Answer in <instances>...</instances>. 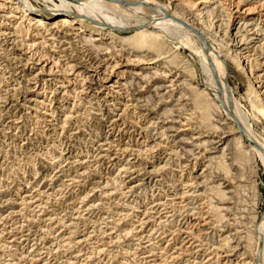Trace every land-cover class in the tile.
<instances>
[{
	"label": "rangeland",
	"instance_id": "obj_1",
	"mask_svg": "<svg viewBox=\"0 0 264 264\" xmlns=\"http://www.w3.org/2000/svg\"><path fill=\"white\" fill-rule=\"evenodd\" d=\"M31 1L38 8L45 9V5H44L43 1H41V0H31ZM153 1L158 2L161 5L169 4L173 8L177 7L178 12L180 14L189 18L188 14H187V13H189L188 9L185 8L183 5L182 6L178 5L180 0H153ZM168 1H171V2H168ZM220 2H225V1L221 0ZM223 5H224V3H223ZM184 10H185V12H184ZM53 33H56V35L54 37H57V39H56L57 41L61 40L62 42H64V44H66L65 46H63L64 49L63 48L62 49L65 50L68 55L62 54V53H60V51H58V49H56V50L51 51V52H53V53H51V55L53 54L52 57H54L56 59H58V57H59L60 60L63 61V60H65V58H63V55H65V57L67 56L70 61L74 62V64L77 65L79 70L81 69L80 72L87 73L86 71H84L82 69H84V68L88 69L91 64L94 65V63H97V62H101V63H103L102 65H104V64L106 65L107 62L108 63H112V62L114 63V62L118 61L119 63H123V66H124L125 60L127 59V57H128V59L131 60V59H134V56H137V54L139 55V57H142V58H145V57L147 58L150 55H152V56L154 55L151 53L147 54V53H145V51H142L141 53H140V51H138V53L131 54V52L129 53L128 50L121 51L120 50L121 47L118 45H116V47L110 49L111 52L110 51H103V52L99 53V55H98V53L95 50H93L91 47H89L88 45H85L81 42H80L81 44H79V40L77 43L78 38L72 34H68L70 36H68V39L64 40L62 37L64 35V33H57V31L56 32L54 31ZM76 33H78V31H76ZM117 36H120V37L126 36L127 37V36H130V34L117 33ZM47 38H49V37L47 36ZM74 38H75V40H74ZM73 40H74V42H72ZM69 42L70 43L72 42L73 46L71 45L72 43L70 44ZM105 42L103 43L104 45H105ZM3 44L5 45L2 47L4 49V48H6L7 45H6V43H3ZM68 45L72 46V47H68ZM75 45L77 48L75 47ZM87 46L90 50L87 48ZM9 48H11V47H7L6 50L9 51ZM67 48H68V50H67ZM69 48H70V50H69ZM21 49L23 51H21ZM21 49L15 48V50H12V51L10 50L11 55H10V53H7V52H5L4 54H1L2 52H0V264H26V262H27V264H31L30 262L32 260L34 261V262L32 261V264H36V263L37 264H152L153 259L155 261V264H160V263L161 264H228V263L229 264H252L251 261L254 260V259H252L254 257H252V255L250 254V252L248 250L249 248H247V247L251 246L253 242L251 243V241H248V240L243 239V238H245L246 235H250V236L252 235L251 237L256 235V233H257L256 230H258L259 223H260L262 217L264 216V167L261 164V162L257 158L254 159V161L252 163L253 164L252 167L254 169V171H253L254 174L253 173L251 174L250 172H248V170L244 171L245 169H243L240 173L239 169L236 167V163L229 161V159H228L229 158V155H228L229 152H225V158L221 157V154H220L221 147H219L218 144H215L214 146H211V148L212 147L213 148L219 147V149H216V151H215V149L212 150V149L207 148V150L205 151V156L207 155V157H218V159H217L218 161H220L219 158L221 157V162H224V160H225V163L227 165L228 164L234 165V166H232L233 168L232 167L228 168V174L230 176L228 174L227 175H228L229 179L228 178L224 179V178H226L225 172L218 170L214 164H212V166L208 165L209 166V168H208V166H206L207 160L206 159H204V160L200 159L201 158L200 154L201 153L204 154L203 153L204 151H202V150H204V148L198 149L200 151L194 150L192 147H188V145L186 143L187 140H184V141L182 140V139L190 137L189 133H181V132L176 133V131H167L166 133H168V134H166V136L162 135L164 133L163 131L167 128V126L170 127L171 125H174L175 127H177V126H179L178 121L181 120L182 122H184L183 120L190 118L189 116H191V115L194 116V119L196 122L194 121L193 117H191L190 121L191 122L194 121L193 123H196V124L198 123L197 122L198 120L196 118L197 115L193 114V111L191 110V106H190L191 103L186 100V97L182 98V101H181V99L177 101V98H179L180 92L183 90V88H182V90H180V88H181L180 82H182L183 79H184L183 82H186V80H187V83L193 82L191 79H189V77L187 75L185 76V73H184L182 68H184L185 67L184 65H186V64H184V63H186L185 60L188 61L187 63H191L193 66L197 65V56L195 55L194 51H192L186 47L179 48L178 49L179 51L178 50L176 51L173 49V51L177 52V55L178 54L180 55V56L178 55V57H180L179 63H178L179 65H178V67H176L174 65H168V66H171L172 69L169 67V69H166V70L167 71L169 70L172 73V74H170L171 78L169 76L167 83H169L170 81H173L174 86L169 87L170 89L168 88V89L164 90V92H165L164 98H161V97L156 96L157 92L154 90V88L156 86L153 83L155 80L150 79L149 82L146 83L147 81L145 82V80L141 79V77H142L141 73H134V74L132 73V76L134 75L133 77L128 75L126 77H121V78L117 79V81H119V83H118L117 87L114 89V91L111 92V94H110V92L108 93L107 91H105V89H101L99 87V85H96V83H97L96 80L92 81L93 82L92 83L90 80H84L82 82L80 79V80L76 81L75 83H73V85L72 84L61 85L60 82H64L65 77L72 78L71 75H69V73L64 72V68H61L62 67L61 65L57 69L58 74L56 73V76L54 74L52 77H50V76H47V73H46L43 75V77L40 79V81H39V79L31 80L34 77L33 74L36 73V70H32L31 65L26 66L24 64L23 60H24L26 54H24L25 50L23 48H21ZM71 49H73V50H71ZM105 52H107V53H105ZM108 53L111 54V56H109ZM106 54L108 56H106ZM74 55L76 57H74ZM112 55H114V57ZM15 56L18 58H21V59L23 58L22 63H18L16 61H14L12 58H15ZM166 56H169V54H167ZM79 57L81 59H79ZM115 57H117V58H115ZM82 58H84V59H82ZM118 58H119V60H118ZM96 59H98V60H96ZM109 59H111V60L109 61ZM182 59H184V60H182ZM81 66H83V67H81ZM132 68H134V66L125 67L124 71L131 72L130 70ZM176 68H177L178 72L176 71ZM229 68H230L229 69V75L227 78H228V84L233 90V95L236 98V100L240 103V105L242 107H244L245 110H249L248 101L246 99H244L245 93L247 91V79L244 80L243 82H240L241 80H243V78L239 79V77L235 73V67L233 65L229 64ZM138 74H139V76H138ZM60 75L63 77H61ZM65 75H67V76H65ZM53 77H55V79H52ZM129 78H131V79H129ZM43 79L44 80L51 79L52 81L47 82L46 85L44 86ZM139 79L142 82L139 81ZM36 80H38V81H36ZM114 80H115V76L109 80L108 84L112 83ZM194 80H196V79L194 78ZM197 80H198V84H200V85L204 81V76L202 74H200L199 72L197 74ZM137 82H139V83H137ZM157 82H158V80H157ZM161 82H163V81H161ZM47 85H48V87H46ZM89 85H91V86H89ZM42 86H44V88H46V95L48 97V100H47L48 103L46 102V105H48V106L46 107V109L48 110V112H50L49 110H51V112L54 113L51 116L52 118L48 117L49 119L48 118L43 119L42 118L43 116L41 117V115H38L37 117H35L36 115L33 114V112H31V110L29 109V107L31 105H33L34 103L32 102V104H31V102L29 103L28 100L29 99L33 100L36 97V92L35 93H30V92H32L34 90V88H36V87H37L36 89H38V88L42 89ZM166 86H167V84H166ZM10 88L16 89L15 95L13 93H9V94L5 93L6 90H8V89L11 90ZM96 88H99L100 90L98 89V91H99V92H97L98 94L96 96H94L93 93H95L94 90ZM81 89H82V91H80ZM118 89L120 91H118ZM169 90H170V92H169ZM167 91H168V93H167ZM38 92H42V90H38ZM78 92H79V94H78ZM83 92H84V94H83ZM86 92H88V93L86 94ZM164 92L162 91L161 93L163 94ZM81 93H82V95H80ZM10 94H12V95H10ZM117 94H119V95H117ZM53 98H54V100H53ZM146 98L147 99L150 98V99L147 100ZM145 99L149 103L147 101H145ZM124 102H126V103H124ZM53 103H55V104H53ZM119 103L122 105H120ZM90 104H91V106H90ZM98 104L102 105V106H99ZM138 105L140 107L143 106L144 109L146 108L145 109L146 111H144V109L140 108ZM123 106H125L124 108H126V109L129 107L130 108L127 109L128 111H126L123 114L122 118L121 119L119 118V120H118L116 115H119L120 110L124 109ZM119 108H121V109H119ZM188 109L190 111H188ZM108 111H109V113H108ZM118 111H119V113H118ZM69 112L71 113L70 115H71V117H73V119L70 121L69 125L67 126L66 131H64L63 133H61L59 131L56 132L52 128L48 127L50 125L48 123H51L53 120L55 122L61 121L64 117L63 115L66 113H69ZM139 112L144 115L143 118H141V116H143V115L140 114ZM166 112H170V113H166ZM189 112H192V113H189ZM95 113L97 115H95ZM178 113L181 115L178 116L179 115ZM183 114H184V116H183ZM104 118H105V121H104ZM133 118H135V119L133 120ZM152 118H153V120H152ZM178 118H181V119L179 120ZM182 118H183V120H182ZM56 119H58L59 121ZM177 119H178V121H177ZM217 119H220V121L218 122L219 127H221V129H222V127H224L223 129H226V130H224V132L229 133L230 124H229V120H227L225 114H223V116L221 115V117L217 118ZM47 120L51 121V122H47ZM108 120L111 123H113V122H115V120H117L118 126H116V128H115V125L111 124V123L109 124ZM131 120L134 123H135V121L137 122V125L133 126L132 128H131V126L133 125L132 124L133 122ZM149 120H150V122H149ZM156 120H159L160 123H158V121H156ZM153 121L156 122V125H154L155 122H153ZM164 121L165 122L167 121V122L165 123ZM55 122H52V123H55ZM147 122H149V123L147 124ZM163 122H164V124H163ZM169 122H171V123H169ZM174 122H177L178 124L177 123L175 124ZM150 124L153 126H149ZM157 124H159V127H156ZM225 124L227 126H225ZM113 125H114V127H113ZM104 127L105 128L107 127V129H105ZM147 127H149L150 130L146 129ZM160 127L161 128L163 127L164 129H160ZM183 128L184 127L181 126L178 130H180V129L182 130ZM76 129L80 132H78ZM145 129L148 130L149 132L146 131ZM253 129H254V132L256 134L264 136V120L262 117H257V120L253 123ZM156 133L158 135H156ZM59 134H60V136H59ZM145 134L147 135V137ZM69 136H70V139H69ZM156 136H158V137H156ZM162 136H163V140L161 139ZM148 137H149V139H147ZM66 138L69 140H67ZM145 138L147 141H145ZM159 138H160V141H159ZM233 138H234L233 136H230L227 140L229 141V140H232ZM179 139H181V140H179ZM152 140L154 141V143ZM171 140L173 142H171ZM215 141H217V140H214V142ZM144 142H146V143H144ZM179 142H180V144H179ZM184 143H186V144H184ZM59 144H60V146H59ZM155 144L158 145L159 151L157 150L158 151L157 152L156 149H155V151L153 150L155 153L152 151L149 154V156H147L148 162H150L155 167H161L162 165H164V162H165L166 165L164 168H166V169H163L164 171H160L159 172L160 174L158 173L159 177L157 178V182L152 181L150 184H148L147 187L143 185L142 187L139 188L140 190L138 189L132 193L133 196L131 194H127L125 192L127 190H125V189L122 190V188L119 189L120 184L119 185L115 184L116 182L117 183L120 182V179H117L116 182H115V180L113 181V178H115L117 170H118L117 165L120 166V164H116L113 167V165L111 164L112 162L109 161L108 159H106V160L103 159L102 161H101V159H99L100 155L108 154L111 157L113 156L111 159L115 160L116 158L119 157L120 151L123 150L124 147L126 150L129 147L128 148L129 151H131V150L132 151H136V150L141 151L142 149H145V147L143 148V145H148L147 147L151 148V147L156 146ZM174 144L177 146H175ZM103 145L106 147H104ZM130 145H132V146H130ZM163 145L165 148L163 147ZM172 145H174L175 147ZM161 147L163 149H161ZM179 147L181 149L180 152H178V150H176V148L179 149ZM182 147L186 152L183 151ZM56 149H57V151H56ZM189 149H190V152H193V153L187 152V150H189ZM46 150L51 151V152H53L55 150L54 152L58 155H59V151H61V154L65 158L66 161L63 158L62 160L58 161L60 163H58V162L53 163L52 164L53 166H52L51 164H49V162L46 159V156H49V155H47ZM105 151L108 153H106ZM172 151H174V152H172ZM210 151H211V153H210ZM175 152L176 153L178 152V153L176 154ZM63 153H66V154H64L66 156H64ZM80 153L82 156L80 155ZM169 153L171 155H168ZM187 153H188V155H187ZM196 154L197 155L199 154L200 156L199 155L197 156ZM210 154H212V155H210ZM73 155H74V157H73ZM84 155H87V156L84 157ZM172 155H173V157H172ZM181 155H182V157H181ZM185 155H187L189 157H187ZM116 156H118V157H116ZM175 156H177V158ZM97 158H98V160H97ZM72 159H74V160H72ZM83 160H85V161L83 162ZM188 160L190 162H192L193 164L195 162L198 163L197 165L199 167L197 166V169L194 171L196 173L195 175H200V173L203 174L201 176L202 178H200L196 182L201 183V182H203V180H205V183L207 182L204 187H201V189L199 188V190H200L199 193L205 192V195H204L205 198L202 197V198H204V200L202 199V202L207 201V200H211V202L213 201L212 203H214V205L220 204L222 202L217 198V196L215 197V194L213 193V187L215 185L217 186L219 183L220 184L223 183L222 184L223 186L221 187L223 192H226V193L229 192L227 194V198L230 197L231 200L229 201V199H228L224 203V206H227L231 209V211H230L231 213L228 212V214H227L228 221L224 220L223 223L222 222L216 223L215 221H214L215 223L212 222V224L210 225V229L206 231L207 233L208 232L213 233L210 235L211 237L205 235L206 232L205 233L202 231L198 232L197 229H195L192 232V236H190L191 234L189 235V231L184 230L185 227H180V226H178L177 223H175L177 225V226L174 225L175 227H173V226L164 227L163 225H161V226L158 225L157 223H159L160 216L161 217L165 216L164 212H160L161 209H159V211H158L159 214L158 213L155 214L153 211H150L152 213L151 214L148 211V215H147L148 217L146 216V218L150 219V221L155 219L153 221L154 222L156 221V222L154 223L153 221H151V224H149L148 228L144 227L145 228V229H143V231L145 230L144 232L142 231L141 233H138L139 231H136V230H138L139 228L135 229V228H133V226L134 227L138 226L139 220L143 218L142 217L143 215H141V214H143L144 212L142 213V211L148 210L147 209V208H149L148 202H151V199L153 200V198L158 195L159 198L161 197V199H162L161 201L166 200V201H164L166 203L169 201L168 202L169 205L166 204L168 212H171L173 209H175L174 208L175 207V205H174L175 201H176V203L180 202V200H178V199L176 200L177 197H174L171 194L175 193V191H173L172 189H174L173 187H175V184H176V186L179 185V181H186L187 182V179L190 180L189 173H191L193 164H190V162H188ZM67 161H68V164H66ZM152 162H154V163H152ZM100 163H101V166H100ZM177 163L178 164L181 163L182 165L181 164L178 165ZM184 163H185V166H184ZM142 166L140 167V169L142 168ZM34 167L39 170L38 176L37 175L36 176L31 175V174H34L33 173ZM111 167H113V168H111ZM210 167H211V169H210ZM212 167H213V169H212ZM181 170H183V171H181ZM66 171H68V172H66ZM83 171H85V173ZM237 172H239V174ZM80 173H81V175H80ZM161 173H162V176H161ZM237 174L239 176L241 174L242 178L241 177L239 178V176ZM181 175L183 176V178ZM236 175H237V177H235ZM243 175H244V177H243ZM250 175H251V177L247 178V176H250ZM172 178H174V179H172ZM139 179L140 178L136 179L137 181H135V184L139 182L138 181ZM159 179L161 182L160 181L158 182ZM169 179H171V180H169ZM239 179L242 180L244 183L242 181H240ZM174 180H175V182H173ZM125 182H127V180H125ZM229 182H230V184H229ZM234 183H235V185H234ZM236 183H238V184H236ZM151 185H153V186H151ZM161 185H162V187H161ZM240 185H242V186H240ZM157 186L159 189L162 188L159 192H158L159 189L157 188ZM169 186L171 187V189ZM123 188H125V187H123ZM234 188H236V189L233 190ZM25 190H26V192H25ZM177 190H179V192H180V188H178ZM151 191H152V193H151ZM171 191H172V193L170 194ZM44 193H45V195H44ZM139 194H140V196H139ZM46 195H48V196H46ZM147 195H148V197H147ZM212 195H214V196H212ZM51 196H52V198H51ZM126 196H128V197H126ZM151 196H152V198H151ZM164 198H166V199H164ZM22 199L25 200V203H24V201H22ZM127 201L131 204H128ZM26 202L27 203L29 202V204H26ZM138 203H140V204H138ZM141 204H143V205H141ZM172 204L174 207H172ZM184 204H185V201L183 203H181L180 205L184 206ZM38 205H40V206H38ZM135 205L136 206L138 205V206L136 207ZM180 205H178V206H180ZM169 206H171L173 209H171V207H169ZM121 208H123L125 210H123V209L121 210ZM207 208L205 207L203 209V212L204 213L207 212L209 214V216L211 215L212 217L210 216V218L213 221V219H215V217H213L214 213L209 208L208 209ZM211 212H212V214H211ZM149 213H150V215H149ZM124 214H126V215L128 214L129 216L127 215L125 217ZM224 214H226V213H224ZM137 215H139V216H137ZM253 217H254V219H253ZM135 218H137V219H135ZM160 220L163 221V219H160ZM254 223L256 224L255 226H254ZM70 225H72V226H70ZM234 225H235V227H234ZM150 226H152L153 228ZM212 226L214 228H212ZM215 228H216V230H215ZM130 229H132V231L135 234L131 233L132 231ZM147 229L148 230L150 229V231L152 233L150 231L147 232L148 231ZM168 229H170V230H168ZM104 230H106V231H104ZM128 230H130V231H128ZM175 230L176 231L178 230V231L174 233ZM91 231L94 233H92ZM187 231H188V233H187ZM160 232L163 234H161ZM251 232L255 233V234L253 235ZM100 233L102 236L100 235ZM149 233H151V234H149ZM172 233H173V235H172ZM249 233H251V234H249ZM106 234H107L108 238L105 237ZM112 234L114 236H112ZM144 235L145 236L150 235V237H149L150 239H148V240L143 239L141 241H137L138 238L145 237ZM169 235H172V237ZM186 235H188V238H186L187 237ZM90 236H92V237H90ZM163 237H164V239H163ZM225 237L228 238V241L226 243L227 245H224L225 243H221ZM241 237H243V238H241ZM62 238H64L65 240ZM87 238H90V239H87ZM101 238H103V239H101ZM171 238H172V240H170ZM84 239H86V240L84 241ZM116 239H119V240H116ZM239 239L241 242L238 241ZM80 240L82 242H80ZM111 240H112V244H111ZM146 241H147V243H146ZM76 242H80V244H76ZM236 242H238V243H236ZM249 242H250V244H248ZM35 243H36V245H35ZM38 243H39V245H38ZM219 244L220 245L223 244L222 246L224 248V250H223L224 253L222 251L221 252L218 251L219 246H220ZM246 244H247V246H246ZM66 246L67 247L69 246V247L67 248ZM252 246H254V243ZM46 248H48V249H46ZM159 248H160V250H159ZM216 248H217L216 251L213 250ZM29 249L32 251H30ZM56 249H57V251H56ZM99 249L102 250L101 253H103V254H101V253L97 254V252L98 253L100 252ZM148 249H149V251H148ZM180 249H181V251H180ZM103 250H106V251H103ZM154 250H155V252H154ZM195 252H197V253H195ZM211 252L212 253L216 252L217 254L215 253V255H214ZM149 253H150V255H149ZM145 255H146V257H145ZM158 255H159V257H157ZM223 255L228 256V257L223 258ZM148 256L150 258H148ZM151 256H153V257H151ZM174 256H175V258H174ZM214 256H216V257H214ZM219 256L222 258H220ZM25 257L27 260L25 259ZM143 257H145V258H143Z\"/></svg>",
	"mask_w": 264,
	"mask_h": 264
},
{
	"label": "bare ground",
	"instance_id": "obj_2",
	"mask_svg": "<svg viewBox=\"0 0 264 264\" xmlns=\"http://www.w3.org/2000/svg\"><path fill=\"white\" fill-rule=\"evenodd\" d=\"M41 1H43L44 5H45V9L38 8L37 6L34 5V3L31 0H0V21H1L0 22V52H2L1 54H4L5 52L10 53L12 50H15V48H17V49L18 48L19 49L23 48L25 50L24 54H26L25 58L23 60L24 64L26 66L27 65H31L32 66V70H36V73L33 74L34 77L31 80L39 79V81H40V79L46 73H47V76H50V77H52L54 74L56 76L57 69L61 65L62 66L61 68H64V72L65 73H69V75H71V77H72V78L65 77V76H67V75H65L64 76L65 77L64 82H60L61 85H64V84H69V85L72 84L73 85V83H75L76 81H78L80 79H81L82 82L84 80H90L91 82L96 80L97 81V83L95 82L96 85H99V87L101 89H105V91H107L108 93L110 92V94H111V92L114 91V89L117 87V85L119 83V81H117V79H119L121 77H126L128 75L132 76V73L133 74L134 73H141L142 74L141 79L145 80V82L147 81L146 83H148L150 79H154L155 80L153 83L156 86L154 88V90L157 92L156 96L164 98V95H165L164 90L168 89L169 87L174 86L173 85V81H170L169 83H167L168 82V78H169L170 74H172V73H171V71H169V70L167 71L166 69H169V67L171 68V66H168V65H174V66L178 67V65H179L178 63H179V58L180 57H178L179 54L177 55L176 51L179 48H181V47L189 48L190 50L194 51L195 55L197 56V65L196 66L194 65L195 66L194 67L191 63H187L188 61L185 60L186 63H184V64H186V65H184L185 67L182 68V69H183V71L185 73V76L187 75L189 77V79H191L193 82L192 83H187V80H186V82H183L184 79L182 81L183 83L180 82L181 83L180 90H182V88H183V90L180 92V95H179V98H177V101L180 100V99L182 101V98L186 97V100L191 103L190 106H191V110L193 111V114L197 115L196 118L198 120L197 121L198 123L197 124L193 123L195 121V119H194V116H192V115L189 116L190 118L184 119V120H183V118H184L183 117L182 120L184 122H182L180 120L181 118H178L180 120V121H178V119H177L179 124L177 122H174V123L175 124L177 123L179 126H177V125H176L177 127H175L174 125H171V126L169 125L170 127L167 126V128L164 131L162 130L164 132L162 135L166 136V134H168V133H166L167 131H176V133H180V132L181 133H189L190 137L182 139V140L183 141L187 140L186 143H187L188 147H192L194 150L200 151L198 149H200V148L203 149L204 148V150H202V151H204L203 152L204 154H202V153L200 154L201 155L200 159H202V160L206 159L207 160V162H206L207 165L206 166H208V165L212 166V164H214L217 167L218 170H221L222 172H225L226 178H224V179L228 178V175H229L228 174V168L234 166L232 164L231 165L230 164L227 165L225 163V160H224V162H221V157L225 158V152H229V154H228L229 155V158H228L229 161H232L233 163H236V167L239 169L240 173H241V171L243 169H245L244 171L248 170V172H250L252 174L253 171H254V169L252 167L253 166L252 163H253L255 158H257L261 162L263 167H264V136L256 134L254 132V129H253V123L257 120V117H262L263 120H264V0H224L225 2H220L221 0H180L178 5L179 6L183 5L185 8L188 9L189 13H187V14H188L189 18L186 17V16H183L182 14H180L178 12L177 7L173 8L169 4L161 5L158 2H155L153 0H41ZM168 2H171V1H168ZM223 3H224V5H223ZM184 12H185V10H184ZM54 31L55 32L57 31V33H64V35L62 36L64 40L68 39V36H70L68 34L74 35L75 37L78 38L77 39V43H78V40H79V44L83 43L85 45H88L93 50H95L98 53V55H99V53H101L103 51H110L111 52L110 49L116 47V45L121 47V49H120L121 51L128 50L129 53L131 52V54L138 53V51H140V53L142 51H145V53H147V54L151 53V54H154V55L153 56L150 55L147 58L146 57L142 58V57H139V55L137 54V56H134V59H131V60L128 59V57H127V59L125 60L124 66H123V63H119L118 61H116L114 63L112 61H111L112 63H108L107 62L106 65L105 64L102 65L103 63L96 61L97 63H94V65L91 64L88 69H85V68L82 69V70L86 71L87 73L80 72L81 69L79 70L77 65L74 64V62L70 61L67 56L65 57V55H63V58H65V60H63V61H61L59 57H58V59L52 57L53 54L51 55V53H53V52H51V51L52 50H56V49H58V51H60V53H62V54H67L66 51L63 50L64 49L63 46H65L66 44H64V42H62L61 40H58L59 42L56 40L57 37H54L56 35V33H53ZM76 31H78V33H76ZM117 33H120V34H125L126 33V34H130V36L120 37V36H117ZM47 36L49 38H47ZM74 40H75V38H74ZM74 40L72 42H74ZM104 42H105V45L103 44ZM3 43H6V45H7L6 48L7 47H11V48H9V51H7L6 48H4V49L2 48L3 46H5ZM71 45L73 46V43ZM72 46L68 45V47H72ZM88 46H87V48H88ZM75 47H76V45H75ZM173 49L176 50V51H173ZM67 50H68V48H67ZM69 50H70V48H69ZM71 50H73V49H71ZM21 51H23V50L21 49ZM105 53H107V52H105ZM167 54H169V56H166ZM10 55H11V53H10ZM114 55H112V56L114 57ZM106 56H108V55L106 54ZM109 56H111V54H109ZM74 57H76V56L74 55ZM115 58H117V57H115ZM119 58H118V60H119ZM12 59L14 61L18 62V63H22V59L23 58L21 59V58H18V57L15 56V58H12ZM79 59H81V58L79 57ZM82 59H84V58H82ZM96 60H98V59H96ZM110 60L111 59H109V61ZM182 60H184V59H182ZM229 64H231V65H233L235 67V73L237 74L239 79L243 78V80H241L240 82H243L244 80L247 79V91L245 93L244 99H246L248 101L249 110H245L244 107H242L240 105V103L236 100V98L233 95L232 88L228 84V78L227 77L229 75V69H230L229 68ZM128 66H134V68H132L130 70L131 72H129L128 70H127L128 72L124 71L125 67H128ZM81 67H83V66H81ZM176 71H177V68H176ZM198 72L204 76V81H203V83H201V85L198 84V80H197ZM114 76H115V80L112 83L108 84L109 80L112 77H114ZM138 76H139V74H138ZM61 77H63V76H61ZM170 78H171V76H170ZM194 78L196 80H194ZM52 79H55V77H53ZM129 79H131V78H129ZM157 80H158V82H157ZM36 81H38V80H36ZM51 81H52L51 79H47V80L43 79L44 86L46 85L47 82H51ZM139 81H141V80L139 79ZM161 81H163V82H161ZM137 83H139V82H137ZM166 84H167V86H166ZM44 86H42V89L41 88L36 89L37 87L34 88V90L32 92H30V93H35L36 92V97L34 99L32 98L33 100H31V99L28 100L29 103L30 102H31V104H32V102L34 103L33 105L30 106L31 108L29 107L31 112H33V114L36 115L35 117H37L38 115H41V117L43 116L42 117L43 119L44 118H48V117L52 118L51 116L54 114V113L51 112V110H49L50 112H48V110L46 109V107L48 106V105H46L48 97L46 95V88H44ZM89 86H91V85H89ZM46 87H48V85ZM98 89L99 88H96L94 90L95 91V93H93L94 96H96L98 94L97 93V92H99ZM38 90H42V92H38ZM80 91H82V89ZM118 91H120V90L118 89ZM162 91L164 92L163 94L161 93ZM15 92H16V89H11V90L8 89V90L5 91L6 94L7 93L8 94L9 93H13L14 95H15ZM169 92H170V90H169ZM87 93L88 92H86V94ZM167 93H168V91H167ZM78 94H79V92H78ZM83 94H84V92H83ZM10 95H12V94H10ZM80 95H82V93ZM117 95H119V94H117ZM146 99H145V101H147L150 98H148L147 100ZM53 100H54V98H53ZM124 103H126V102H124ZM53 104H55V103H53ZM120 105H122V104H120ZM90 106H91V104H90ZM99 106H102V105H99ZM125 106H123V108ZM143 106L142 107L139 106V107L143 108ZM129 108H127V109H129ZM119 109H121V108H119ZM127 109L124 108L123 110H120V114L116 115L118 120H119V118L120 119L122 118L123 114L126 111H128ZM145 109H144V111H146ZM188 111H190V110L188 109ZM108 113H109V111H108ZM118 113H119V111H118ZM166 113H170V112H166ZM189 113H192V112H189ZM70 114H71L70 112L64 114L63 115L64 117H63V119L61 121L58 120L59 118L56 119L59 122H57V121L55 122L53 120L52 122H55V123H52L51 121L47 120V122H51V123H48V124H50L48 127L52 128L56 132L59 131V132L63 133L64 131H66L67 126L69 125L70 121L73 119V117H71ZM140 114H142V113H140ZM223 114H225L227 120H229V124H230L229 133L224 132V130H226V129H223L224 127H222V129H221V127H219V125H218V122L220 121V119H217V118H220L221 115L223 116ZM95 115H97V114L95 113ZM180 115L181 114H179L178 116H180ZM183 116H184V114H183ZM143 117H144V115L141 116V118H143ZM191 117H193V119H194L193 122L190 121ZM134 119L135 118H133V120ZM152 120H153V118H152ZM104 121H105V118H104ZM156 121H158V123H160L159 120H156ZM149 122H150V120H149ZM149 122H147V124ZM153 122H155V121H153ZM164 122H163V124H164ZM171 122H169V123H171ZM110 123L111 122L109 121V124ZM111 124H114L115 128H116V126H118L117 120H115V122H113ZM132 124H131L132 125L131 128L133 126H136L137 122L135 121V123L133 122ZM151 124L149 126H153ZM114 125H113V127H114ZM154 125H156V122L154 123ZM181 126L184 127V128L182 130L181 129L178 130ZM225 126H227V125L225 124ZM156 127H159V124H157ZM105 129H107V127ZM146 129H149V127H147ZM160 129H164V128L160 127ZM146 131H148V130H146ZM78 132H80V131H78ZM60 134H59V136H60ZM156 135H158V134L156 133ZM163 136L161 138L162 140H163ZM230 136H233L234 138L232 140L228 141L227 139ZM146 137H147V135H146ZM156 137H158V136H156ZM69 139H70V136H69ZM69 139H67V140H69ZM147 139H149V137ZM179 140H181V139H179ZM214 140H217V141L214 142ZM145 141H147L146 138H145ZM159 141H160V138H159ZM171 142H173V141L171 140ZM144 143H146V142H144ZM153 143H154V141H153ZM186 143H184V144H186ZM179 144H180V142H179ZM215 144H218V146L221 147V149H220L221 157L219 158L220 161L217 160L218 157H207V155L205 156V151L207 150V148L208 149H212V150L215 149V151H216V149H219V147H214V148L212 147L211 148V146H214ZM174 145H172V146H174ZM59 146H60V144H59ZM130 146H132V145H130ZM147 146L148 145H143V148L145 147V149H142L141 151H137V150L136 151H132L131 149H130L131 151H129L128 150L129 147L127 148V150L124 147L123 150L120 149L121 151H120L119 157L116 156L118 158H116L115 160L111 159L113 156L111 157L108 154H104V155H100L99 156V159H101V161L103 159H105V160L108 159L109 161H111L112 162L111 164L113 165V167L116 164H120V166L117 165L118 170H117L115 178H113V181L115 180V182H116L117 179H120V182H118V183L116 182L115 184H117V185L120 184L119 185V189L122 188V190L123 189L127 190V191H125L127 194H131L132 195V193L134 191L138 190L143 185L147 187L148 184H150L152 181L157 182V178L159 177L158 173L160 171H164L163 169H166V168H164L165 165H166L165 162H164V165H162L161 167H155L150 162H148L147 156H149V154L153 150L155 151V149H156V151H157L158 150V145H156L154 147H151V148H148ZM175 146H177V145H175ZM104 147H106V146H104ZM163 147H164V145H163ZM180 147H179V149H180ZM161 149H163V148L161 147ZM179 149L176 148V150H178V152L181 151V149L180 150ZM182 149H183V147H182ZM54 151L53 152H51V151H47L46 152L47 155H49V156H46V159L49 162V164H51V165L53 163H56V162H58V161H60V160H62L64 158L62 156V154H61V151H59V155L56 154ZM56 151H57V149H56ZM183 151H185V150L183 149ZM211 151H210V153H211ZM172 152H174V151H172ZM187 152H190V149L187 150ZM106 153H108V152H106ZM190 153H193V152H190ZM64 154H66V153H63V155ZM80 155H81V153H80ZM87 155H84V157L87 156ZM168 155H171V154L169 153ZM187 155H188V153H187ZM187 155H185V156H187ZM210 155H212V154H210ZM64 156H66V155H64ZM73 157H74V155H73ZM172 157H173V155H172ZM175 157L177 158V156H175ZM181 157H182V155H181ZM187 157H189V156H187ZM64 160H65V158H64ZM72 160H74V159H72ZM97 160H98V158H97ZM84 161L85 160H83V162ZM188 162H190V161L188 160ZM58 163H60V162H58ZM152 163H154V162H152ZM66 164H68V161H67ZM179 164H181V163H179ZM190 164H193V163L190 162ZM197 164L198 163L195 162L192 165L191 173H189L190 180H188L186 178L187 182L186 181H179V185L176 186V184H175V187H173L174 189H172L173 191H175V193L171 194L172 191L170 192L171 195H173L174 197H177L176 200L177 199L180 200L179 203H176V201H175V203H176V204L174 203L175 207L172 204V207H174L175 209H173L171 206H169L173 210L171 212H168L166 204H168L169 201L167 203L164 202L166 200L161 201L162 199H161V197L159 198L158 195L156 197H154L153 200L151 199V202H148V204H149L148 205L149 208H147L148 210H143L141 208L143 210L142 213L144 212L143 214L140 213L141 215H143L142 216L143 218L140 219L141 221L138 219L139 220V222H138L139 224H138L137 227L133 226V228H135V229L139 228L138 230H136V231H139L138 233H141L143 231V229L148 228L149 224H151V221L155 220V219L152 218L153 220L150 221V219L146 218V216L148 215V211L149 212L153 211L155 214H157L159 209H161L160 212H164L165 216H163V217L160 216V219H163V221L159 219V223H157L158 225H160V226L163 225L164 227H170V226L175 227V226H177L175 223H177L178 226L185 227L184 230H188L189 231V235L191 234L190 236H192V232L195 229H197L198 232L202 231V232L205 233L207 230L210 229V225L214 221L216 223H218V222L219 223L220 222L223 223L224 220L228 221L227 214H228V212L231 211V209L229 207H227V206H224V203L228 199H229V201L231 200L230 197L227 198V194L229 192L228 193L223 192V190L221 188L223 186L222 185L223 183L222 184L219 183L217 186L215 185L216 187L215 186L213 187V193L215 194V197L217 196V198L220 201H222L223 203L221 202L222 204L220 203V204L214 205V203H212L213 201L211 202V200H207V201L202 202V199L204 200V198H205L204 197L205 192L204 193H202V192L199 193V191H200L199 188L201 189V187H204L207 182L205 183V180H203V182H201V183H197L196 182L200 178H202L201 176L203 175L201 173H200V175H195L196 173L194 171L197 169V166H198ZM100 166H101V163H100ZM141 166H142V168L140 169ZM184 166H185V163H184ZM113 167H111V168H113ZM208 168H209V166H208ZM210 169H211V167H210ZM212 169H213V167H212ZM38 171L39 170L34 167V170H33L34 174H31V175L32 176L33 175L34 176H36V175L38 176ZM181 171H183V170H181ZM66 172H68V171H66ZM83 172L85 173V171H83ZM162 173H161V176H162ZM237 173L239 174V172H237ZM80 175H81V173H80ZM237 175L235 177H237ZM240 177L242 178L241 174H240L239 178ZM243 177H244V175H243ZM248 177H251V175L247 176V178ZM137 178H140V179L138 180L139 182L135 184V181H137L136 180ZM182 178H183V176H182ZM172 179H174V178H172ZM125 180H127V182H125ZM169 180H171V179H169ZM159 181H160V179L158 180V182ZM240 181H242V180H240ZM173 182H175V180ZM229 184H230V182H229ZM236 184H238V183H236ZM162 185H161V187H162ZM234 185H235V183H234ZM151 186H153V185H151ZM240 186H242V185H240ZM123 187H125V188H123ZM157 188H158V186H157ZM178 188H180V192H179V190H177ZM161 189H159L158 192ZM170 189H171V187H170ZM235 189L236 188H234L233 190H235ZM25 192H26V190H25ZM151 193H152V191H151ZM44 195H45V193H44ZM46 196H48V195H46ZM139 196H140V194H139ZM212 196H214V195H212ZM126 197H128V196H126ZM147 197H148V195H147ZM202 197H204V198H202ZM51 198H52V196H51ZM151 198H152V196H151ZM164 199H166V198H164ZM22 201H24V203H25L24 199H22ZM184 201H185L184 206H181L180 204L183 203ZM26 204H29V202L28 203L26 202ZM128 204H131V203L128 202ZM138 204H140V203H138ZM141 205H143V204H141ZM178 205H180V206H178ZM38 206H40V205H38ZM205 207L206 208L208 207L214 213L213 217H215L216 220L213 219V221H212V219L210 218L211 215L209 216V214L207 212H205V213L203 212V209ZM122 209L123 208H121V210ZM123 210H125V209H123ZM212 212H211V214H212ZM150 213H149V215H150ZM224 213H226V214H224ZM124 215L126 217L128 214L127 215L124 214ZM137 216H139V215H137ZM137 218H135V219H137ZM253 219H254V217H253ZM255 225L256 224L254 223V226ZM70 226H72V225H70ZM213 226H212V228H214ZM150 227H152V226H150ZM234 227H235V225H234ZM150 229L149 230L147 229L148 230L147 232H149ZM130 230L132 231V229H130ZM130 230H128V231H130ZM168 230H170V229H168ZM215 230H216V228H215ZM104 231H106V230H104ZM177 231L175 230L174 233L177 232ZM188 231H187V233H188ZM256 231H257V233L253 237H251L252 235L251 236L250 235H246L245 238H243V237H241V238L246 239L248 241H251V243L252 242L254 243V246H252L253 245V243H252V245H251L252 247L251 246L247 247V248H249L248 250H249L250 254L252 255V257H254V258H252L254 260L251 261L252 264H264V216L262 217V219H261V221L259 223V226H258V230H256ZM92 233H94V232H92ZM131 233H134V232L132 231ZM151 233H149V234H151ZM251 233H249V234H251ZM161 234H163V233H161ZM211 234H213V233H209V232L205 233V235H207V236H210ZM252 234L254 235L255 233H252ZM100 235H101V233H100ZM172 235H173V233H172ZM172 235H169V236L172 237ZM112 236H114V235L112 234ZM186 236H187L186 238H188V235H186ZM90 237H92V236H90ZM105 237H107V234H106ZM149 237H150V235L149 236L147 235L145 237H140V238H138L137 241H141L143 239H147L148 240V239H150ZM226 237L222 240V242L219 240L221 243H225L224 245H227L226 243L228 241V238H226ZM62 239H64V238H62ZM87 239H90V238H87ZM101 239H103V238H101ZM163 239H164V237H163ZM85 240L86 239H84V241ZM116 240H119V239H116ZM170 240H172V238ZM238 241H240V239ZM80 242H82V241L80 240ZM80 242H76V244H80ZM146 243H147V241H146ZM236 243H238V242H236ZM111 244H112V240H111ZM248 244H250V242ZM35 245H36V243H35ZM38 245H39V243H38ZM222 245L219 246L218 251H220V252L222 251L224 253V251H223L224 248H223ZM246 246H247V244H246ZM46 249H48V248H46ZM159 250H160V248H159ZM213 250L216 251L217 248L213 249ZM30 251H32V250H30ZM56 251H57V249H56ZM101 251L102 250H100L99 253L97 252V254H100ZM103 251H106V250H103ZM148 251H149V249H148ZM180 251H181V249H180ZM154 252H155V250H154ZM195 253H197V252H195ZM215 253H212V254L215 255ZM101 254H103V253H101ZM149 255H150V253H149ZM175 256H174V258H175ZM216 256H214V257H216ZM26 257H25V259H26ZM145 257H146V255H145ZM145 257H143V258H145ZM151 257H153V256H151ZM157 257H159V255ZM227 257L228 256L223 255V258H227ZM148 258H150V257L148 256ZM220 258H222V257H220ZM32 261L30 262L31 264H32ZM26 264H27V262H26ZM152 264H155L154 259H153V263Z\"/></svg>",
	"mask_w": 264,
	"mask_h": 264
}]
</instances>
